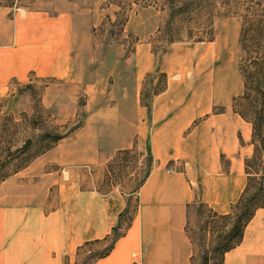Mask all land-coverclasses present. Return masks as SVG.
Instances as JSON below:
<instances>
[{"label": "rangeland", "instance_id": "obj_1", "mask_svg": "<svg viewBox=\"0 0 264 264\" xmlns=\"http://www.w3.org/2000/svg\"><path fill=\"white\" fill-rule=\"evenodd\" d=\"M46 4L73 14L72 71L63 78L29 73L7 84L0 97V190L81 180L104 193L136 192L149 170L147 139L130 138V150L114 151V145L128 141L135 115L165 90L169 77L186 79L198 68L223 78L222 87L234 90L230 105L248 122L239 63L257 45L264 48V0H0L11 17ZM253 138L247 200L264 176V124ZM230 223L192 207L191 264H202L204 255L217 258L212 250ZM108 245L84 247L67 264H91Z\"/></svg>", "mask_w": 264, "mask_h": 264}, {"label": "crops", "instance_id": "obj_2", "mask_svg": "<svg viewBox=\"0 0 264 264\" xmlns=\"http://www.w3.org/2000/svg\"><path fill=\"white\" fill-rule=\"evenodd\" d=\"M11 12L0 6V97L11 80L25 81L29 73L63 78L73 66L70 10L46 4ZM202 71L169 77L165 90L135 115L128 141L114 145V151L130 150V138L147 139L149 170L136 192L104 193L81 180L40 189L3 187L0 264H67L79 247L106 242L113 233L109 252L91 264H191L189 208L228 214L245 189V161L253 153L251 124L230 105L234 90ZM222 264H264V207L254 211Z\"/></svg>", "mask_w": 264, "mask_h": 264}, {"label": "trees", "instance_id": "obj_3", "mask_svg": "<svg viewBox=\"0 0 264 264\" xmlns=\"http://www.w3.org/2000/svg\"><path fill=\"white\" fill-rule=\"evenodd\" d=\"M239 71L243 80V89L240 99H247V109L248 113L250 114V117L247 121L252 126V141H254L255 139L253 137L256 131H259L264 124V48L257 45L256 48L252 50V52H249V56L246 58V60L243 57L239 63ZM239 115L242 118L245 116L244 113H240ZM252 144L254 145V142ZM254 150L256 153L257 148L255 147ZM245 174L247 175V184L245 189L238 201L231 207V210L228 214L217 215L206 209L210 215V218L231 223L229 225L227 234L225 236H221L223 243L221 245H217L212 250V252L216 254L217 258H210L208 255H204L202 264H211L210 262L212 259L215 260V264H222L223 255L240 243L244 227L252 218L254 211L257 208L264 207V188L261 184V178L259 183H257L254 188L255 193L253 198L247 200V195L249 194L252 187L250 180L248 179L249 176L247 173V161L245 163ZM260 196L263 197V200L258 203V197ZM194 206L195 205L192 207ZM197 206L199 211L205 209L203 205ZM192 207L189 208V210L192 209ZM116 236V233H113V236L111 238L105 239V241H108L109 239L112 242ZM93 244L97 243H86L79 247L77 252L80 249ZM110 249L111 243L99 256L95 257L94 260L105 256Z\"/></svg>", "mask_w": 264, "mask_h": 264}]
</instances>
